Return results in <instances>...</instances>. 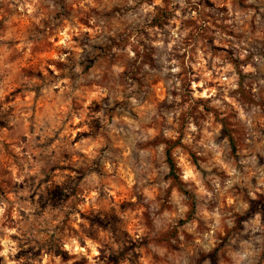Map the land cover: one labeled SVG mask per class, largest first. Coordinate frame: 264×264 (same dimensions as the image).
I'll list each match as a JSON object with an SVG mask.
<instances>
[{"label":"rangeland","instance_id":"rangeland-1","mask_svg":"<svg viewBox=\"0 0 264 264\" xmlns=\"http://www.w3.org/2000/svg\"><path fill=\"white\" fill-rule=\"evenodd\" d=\"M0 264H264V0H0Z\"/></svg>","mask_w":264,"mask_h":264},{"label":"trees","instance_id":"trees-1","mask_svg":"<svg viewBox=\"0 0 264 264\" xmlns=\"http://www.w3.org/2000/svg\"><path fill=\"white\" fill-rule=\"evenodd\" d=\"M232 145H233V142H232ZM233 147H235L233 145ZM166 157H167V162L169 164V167H170V171H171V176L177 180V175H176V165H175V162L173 160V157H172V152H171V149H168L166 151Z\"/></svg>","mask_w":264,"mask_h":264}]
</instances>
